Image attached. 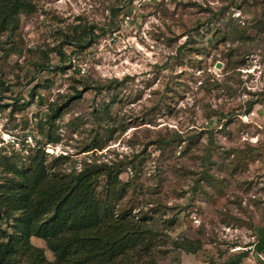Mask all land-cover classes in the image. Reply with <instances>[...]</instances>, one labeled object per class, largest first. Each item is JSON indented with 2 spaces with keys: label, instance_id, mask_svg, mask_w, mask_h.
Instances as JSON below:
<instances>
[{
  "label": "rangeland",
  "instance_id": "1",
  "mask_svg": "<svg viewBox=\"0 0 264 264\" xmlns=\"http://www.w3.org/2000/svg\"><path fill=\"white\" fill-rule=\"evenodd\" d=\"M34 7L13 37H0V152L26 159L44 150L67 171L114 165L122 180L137 173L121 207L146 212L158 235L136 264H231L241 253L244 264H264L254 253L264 231V0ZM85 28L88 38L76 40ZM76 91L50 121L49 106ZM176 135L183 141L172 149L156 144ZM13 222L0 217V230L11 233ZM179 238L201 248L181 252ZM30 241L54 262L42 240Z\"/></svg>",
  "mask_w": 264,
  "mask_h": 264
},
{
  "label": "trees",
  "instance_id": "2",
  "mask_svg": "<svg viewBox=\"0 0 264 264\" xmlns=\"http://www.w3.org/2000/svg\"><path fill=\"white\" fill-rule=\"evenodd\" d=\"M34 9V0H0V37H13L20 15L31 14ZM87 38L85 28L76 40ZM67 44L71 45V40ZM184 49L185 43L178 51ZM59 57L67 59L61 51ZM111 84L94 89L98 93L108 91ZM79 95L76 91L62 104L49 106V120L57 121ZM258 104V100L246 102L244 115ZM107 111L104 108L105 116ZM182 141L176 135L169 140L160 138L156 144L165 150ZM46 156L44 150L30 153L26 159L0 152V217L6 222L14 219L11 233L0 230V264H136L148 259L158 231L146 221V212L136 215L121 207L127 190L135 187L137 173L122 180L119 167L96 163L67 171L60 166L64 158L48 162ZM31 238L45 243L54 262L47 260ZM178 241L174 246L188 255H195L201 248L199 241ZM254 245V253L260 257L264 252V231ZM245 258L246 254L241 253L231 264H244Z\"/></svg>",
  "mask_w": 264,
  "mask_h": 264
},
{
  "label": "water",
  "instance_id": "3",
  "mask_svg": "<svg viewBox=\"0 0 264 264\" xmlns=\"http://www.w3.org/2000/svg\"><path fill=\"white\" fill-rule=\"evenodd\" d=\"M216 68L217 69L221 68V64L220 63H217Z\"/></svg>",
  "mask_w": 264,
  "mask_h": 264
}]
</instances>
